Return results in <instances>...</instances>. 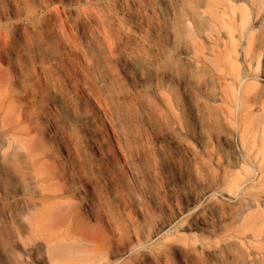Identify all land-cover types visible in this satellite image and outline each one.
<instances>
[{
    "label": "bare ground",
    "instance_id": "1",
    "mask_svg": "<svg viewBox=\"0 0 264 264\" xmlns=\"http://www.w3.org/2000/svg\"><path fill=\"white\" fill-rule=\"evenodd\" d=\"M52 1L0 0V165L18 187L8 197L7 264H264V0ZM130 3L142 17L138 26L124 15ZM204 22L224 36L220 50L201 32ZM85 26L96 45L82 41ZM165 35L176 41L172 50ZM22 52L41 54L30 57L17 91L7 88V57L10 64ZM130 68L140 72L138 88L151 89L140 109L138 99L123 101L147 141L163 129L175 169L169 184L161 147H134L122 130L112 87L129 79ZM214 69L224 74L213 79L219 91L208 105L178 100L175 84L192 87V78H214ZM75 79L96 92L84 97ZM63 84L81 99L83 112L74 115L86 132L94 119L84 99H99L114 123L117 149L93 143L103 156L92 173L94 196L74 189L39 127L36 99L61 97ZM221 136L228 150L215 144ZM81 146L80 139L65 146L72 169L84 157ZM121 161L134 186L121 169L115 174Z\"/></svg>",
    "mask_w": 264,
    "mask_h": 264
},
{
    "label": "rangeland",
    "instance_id": "2",
    "mask_svg": "<svg viewBox=\"0 0 264 264\" xmlns=\"http://www.w3.org/2000/svg\"><path fill=\"white\" fill-rule=\"evenodd\" d=\"M163 1L164 0H155V2L159 4ZM52 2L53 5L62 4L59 0H53ZM82 3H84V1H82ZM226 3L227 1H223L220 4V7H224ZM5 5L7 7V2L5 3ZM139 13L140 12L138 6H134L131 3L130 8L124 10L125 17L127 19H131V24L134 26H138L139 24H141L142 17ZM12 18H14V13H12L11 19ZM52 28L53 31L58 34L62 29V24L53 22ZM85 30L86 34L81 37L82 41L85 44H90L92 46L96 45V40L92 37L93 34L91 29H88V27L85 26ZM201 32H203L205 36L210 37L211 39H215L214 45L216 49H221V43L224 42L225 39L221 33L217 32L214 26L212 27V31H210L209 26L206 22H204L203 25H201ZM164 38L167 48L172 50L176 41L171 36L165 35ZM40 54V52H33L31 55H29L28 53L24 54L22 52L18 60L17 56L13 53L10 55L11 65L8 64L7 57V71L11 76V79L7 80V88L14 86V90L20 91L22 89L23 82L29 72L30 57L38 59L40 58ZM35 73L39 75L40 78H42V82H45V78L39 69H37ZM214 73V78L213 75L199 78L198 81H195L192 78V87L184 86V83L182 84L179 82L178 84H175L174 88H176L179 92L176 93L178 100L183 102L184 99H193L194 101L192 102H199L200 108H202L204 105H208L209 100L211 101V99H213L214 97V94L219 91V86L218 84H215L213 82V79H221L222 75L224 74L223 72H219L217 69H214ZM128 75L129 79H124L125 81L123 85H119V87L114 85L112 87V90L117 93L113 94V97L116 102V108L118 111L120 123L122 124V130L125 133V138L131 144H133L134 147L141 148V142H145L146 145L150 144L151 146L157 148L161 147L160 151H163L165 157V159L163 160V162L165 163L161 171L164 173V184H169L174 179V175L171 176L170 173L175 171V169H172L167 163L172 160L169 156V153L163 148V146H166L168 142V140L165 139L163 129L161 127H155L153 132L151 131L152 133L150 134L149 141H147L145 135L141 130H139V125L135 121L138 114L135 111L129 109L126 101H123V97L125 96H131L134 99H138L137 107L140 109V104L141 102H143L140 99H145L146 93H149L151 89V85L146 89L142 88V90L141 87L138 88L140 82V72L138 71V69L130 68L128 70ZM21 76L22 78L24 77L23 80H21ZM150 78L151 79L149 80L155 81V77L153 75H151ZM75 83L79 88L78 92H80V94L84 97L87 95L90 97V95L93 93L91 90L95 92L97 90L96 86L88 81L86 83L85 81H77L75 79ZM60 91L62 93V96H59V98L57 99H36V112L41 117L39 120V127L46 132L43 136L45 142L50 143L61 156L62 165L66 171V177L67 179H69V182L73 183L74 189H82L84 195L94 196V194H97L99 190L96 189L92 173L95 165H97V163L102 160L103 156L97 151V146H94L93 143H96L99 139H101L103 141V149H117L116 137L114 134L115 132L112 128V125H114V123L111 121V118L105 111L104 107H99V99H84L88 100L92 105V107L90 108V112L91 116L94 119L92 128L95 131H92L91 133L86 132L84 123L74 115V113L83 112V104L81 103V99H78V102L75 99H71L69 93L74 91V89H69L65 84L62 85ZM69 132H72V138L69 137ZM78 139L82 141L81 147L82 151L84 152V157L81 160L79 166L72 169L71 160L73 156H69L67 154L65 146L71 140L76 141ZM215 144H220L221 148L224 150H228L229 148L228 142H225L222 136L221 143L216 141ZM164 150L166 151V153ZM138 153V158H140L141 150H139ZM142 168L147 171L145 176L150 179V174L147 170L148 166H144V164H142ZM120 169L121 172H123L127 176V178H122V181H125L127 179L130 182L131 186H134L135 175L124 161H121L119 167L116 168L115 174H118ZM17 189V183L11 175L10 168L2 167L0 165V227H2V229H0V260L3 261L2 263L0 261V264H7V235H10V233H7V226L10 227L13 224L11 215L12 210L10 206L11 204L8 200V197L13 195V193H15ZM199 193H201L200 189ZM10 241H12V239H10ZM16 246L17 245L15 244V248ZM27 264L35 263L27 262Z\"/></svg>",
    "mask_w": 264,
    "mask_h": 264
}]
</instances>
